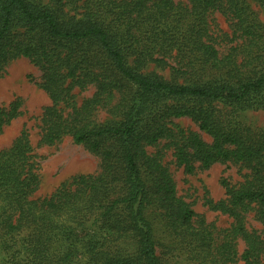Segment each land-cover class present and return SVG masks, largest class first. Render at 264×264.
Wrapping results in <instances>:
<instances>
[{
    "label": "trees",
    "instance_id": "16d2710c",
    "mask_svg": "<svg viewBox=\"0 0 264 264\" xmlns=\"http://www.w3.org/2000/svg\"><path fill=\"white\" fill-rule=\"evenodd\" d=\"M18 57L49 100L39 142L69 137L99 168L35 196L27 130L1 148L0 264H263L264 130L238 116L264 108V25L245 0H0V77ZM20 104L0 105V132ZM165 150L185 174L237 166L224 198L206 200L227 227L177 193Z\"/></svg>",
    "mask_w": 264,
    "mask_h": 264
},
{
    "label": "rangeland",
    "instance_id": "374dc122",
    "mask_svg": "<svg viewBox=\"0 0 264 264\" xmlns=\"http://www.w3.org/2000/svg\"><path fill=\"white\" fill-rule=\"evenodd\" d=\"M245 1L256 12L257 20L264 25L262 6L256 0ZM212 20H214L216 30H228L225 18L219 13H214ZM228 44L225 39L220 48L224 49ZM151 69L168 78L166 70L154 69V66H148L144 68V71ZM39 78V69L29 59L23 57L10 60L0 77V105H7L15 98L21 100L20 114L0 132V149L9 146L22 128L27 130L35 154L36 172L39 177L35 196L51 193L60 182L74 174L95 173L99 168L98 158L81 145L74 144L69 137L52 145L39 142L38 124L41 109L49 103L47 95L37 85ZM91 93L92 88L79 93L78 99L82 96H89ZM99 118H103L102 112L99 113ZM238 119L254 129L264 130V108L252 107L241 110ZM174 121L184 128L199 132L204 140H210L190 119L183 117ZM163 159L175 180L177 193L189 202L194 211L202 215L207 222L214 223L218 228L227 227L230 218L209 209L206 200L217 201L224 198V188L220 182L223 178H227L232 183L236 182L239 179L237 166L215 163L207 169H197L192 174H185L173 163L170 150H165ZM248 225L255 228L259 226L251 217L248 218ZM238 243L239 250H242L243 243L241 241ZM262 259L264 264V254ZM229 264L244 263L237 261Z\"/></svg>",
    "mask_w": 264,
    "mask_h": 264
}]
</instances>
